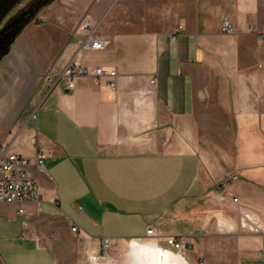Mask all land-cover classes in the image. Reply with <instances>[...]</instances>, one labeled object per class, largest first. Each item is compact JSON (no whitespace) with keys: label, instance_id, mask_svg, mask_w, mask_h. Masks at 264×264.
<instances>
[{"label":"crops","instance_id":"crops-1","mask_svg":"<svg viewBox=\"0 0 264 264\" xmlns=\"http://www.w3.org/2000/svg\"><path fill=\"white\" fill-rule=\"evenodd\" d=\"M132 1L102 13L105 0H51L12 49L29 78L8 112L27 113L0 142L27 157L43 150L46 172L33 169L40 208L0 205L1 264H102L104 237L121 254L114 264L126 259V246L146 264L148 246L169 250L168 235L190 239L180 255L188 264H264V0H171L162 28L141 27L125 5ZM87 11L103 15L98 29L109 43L81 62L116 69L115 90L89 76L68 90L62 78L32 120L35 78L50 68L57 74L73 56ZM223 15L233 35L221 32ZM152 75L157 85L144 93ZM15 78L12 90L23 83ZM234 171L226 188L237 203L222 200L217 187ZM245 212L258 220L257 232L238 227ZM149 225L162 247L147 242Z\"/></svg>","mask_w":264,"mask_h":264},{"label":"built area","instance_id":"built-area-1","mask_svg":"<svg viewBox=\"0 0 264 264\" xmlns=\"http://www.w3.org/2000/svg\"><path fill=\"white\" fill-rule=\"evenodd\" d=\"M88 15V14H86ZM99 20L90 16H85L79 21L76 31L82 35V40L76 49L73 56L58 70L57 74H52V69H48L40 81V85L35 92L36 102L34 109L31 112V119H37V111L40 108L45 97L54 88L57 82L62 79H67L66 88L71 90L75 86L77 78L82 76L92 77L94 83L98 84L100 79L106 78L108 87L112 90L116 88V69L105 66L90 67L81 62V57L87 51L104 50L108 46L109 39L99 32ZM182 27L179 26L178 30ZM222 33L233 35L236 32L235 25L230 21L228 16L223 15L220 23ZM258 37L264 39V26L259 31ZM262 67V63L258 64ZM157 85V77L152 75L149 78L148 85L144 89V93H149L155 89ZM46 153L37 149L34 156L27 157L9 148V143L6 141L0 142V205L2 203L11 204L31 202L38 205L42 196L39 189L38 181L33 173V169L37 174L46 172L45 166ZM238 172L234 171L228 177L217 184L219 195L222 200L230 198L233 203L238 202V198L228 192L226 188L227 179H236ZM23 208H18V213H22ZM238 227L257 232L259 230L258 220L250 212L242 213L237 219ZM73 232L77 231L76 225L71 227ZM157 231L152 225L146 229L147 242L159 245ZM140 239V238H139ZM141 240V239H140ZM164 247H168L172 251L184 256L185 251L191 245L190 239L186 235H168L165 236ZM113 240L111 237L103 238V248L108 251L112 248ZM162 247V246H161ZM1 264V258H0ZM198 264H204L199 261Z\"/></svg>","mask_w":264,"mask_h":264},{"label":"rangeland","instance_id":"rangeland-1","mask_svg":"<svg viewBox=\"0 0 264 264\" xmlns=\"http://www.w3.org/2000/svg\"><path fill=\"white\" fill-rule=\"evenodd\" d=\"M105 1L107 2V4L105 7H102V13H106L114 3L116 4L120 3L122 0H105ZM24 3L25 1H23L20 5L16 6L11 11L10 14H13ZM125 5L127 7V10L131 12L132 17L141 27L162 28L164 26H167L171 22V19L169 18V15H173V10H172L173 5L171 0H133L132 2L125 3ZM86 14L88 15H82L80 20H82L85 16H90L92 18L99 20V17L103 16V15H92V13L88 11L86 12ZM10 16L12 15H7L5 19H7ZM33 18L31 19V21L33 20ZM21 32L22 30L16 35L15 40L10 45L8 56L5 62L0 64V72L2 73V76H0V138L3 136L5 129L12 124L14 118H16L17 116L18 117L21 116L20 118L24 119L27 113L26 112L25 114L20 115L21 113L17 109V107L12 110L11 114H9L8 112V110H10V108L12 107V102L14 101V98L20 99L23 96V93L25 94L24 92L25 89L23 86L25 85L24 82H27V78H29V75L25 74L22 71V69H20L22 67H20L19 65L17 66L14 65L15 63H14V56L12 49L15 44L21 43L20 41H22L23 38ZM7 61H9V63L11 64V65L9 64L10 65L9 67H11L10 69L6 67L8 65L5 64L7 63ZM44 73L38 74L35 80L41 81L43 79ZM13 74L16 77L15 79L23 82L22 85L20 87H17L15 90H12L11 85L7 87L10 84L9 81L11 80ZM6 101L10 104V107L7 109L5 108L6 105H4L7 104ZM14 145L15 147H17L19 145V141H16ZM164 248L169 249L168 247H164ZM125 250H126L125 260L127 262L122 259L121 264H139L130 246H126ZM120 255H121L120 253H115V251H113L112 249L106 251L104 255L105 260L102 262V264H114L115 262V260L113 259L114 256H120Z\"/></svg>","mask_w":264,"mask_h":264},{"label":"flooded vegetation","instance_id":"flooded-vegetation-1","mask_svg":"<svg viewBox=\"0 0 264 264\" xmlns=\"http://www.w3.org/2000/svg\"><path fill=\"white\" fill-rule=\"evenodd\" d=\"M23 1H25V3L18 10H16L13 14H10L11 11L16 6L20 5ZM47 1L48 0H18V2L15 3L11 7V9L5 14L6 16L7 15H12V16L8 17L7 19H5L6 17L5 16L2 22L0 23V48L2 46H6L8 40L12 37L13 31L16 29V27L21 25L23 18L32 13L36 14V12L41 7H43L44 3Z\"/></svg>","mask_w":264,"mask_h":264},{"label":"bare ground","instance_id":"bare-ground-1","mask_svg":"<svg viewBox=\"0 0 264 264\" xmlns=\"http://www.w3.org/2000/svg\"><path fill=\"white\" fill-rule=\"evenodd\" d=\"M151 247L152 246L147 247L148 252H151L152 254H148L146 258V264H188L182 258V256H180L177 253H174L169 250H162V251L154 252ZM179 258L181 260H179ZM182 260H184L186 263Z\"/></svg>","mask_w":264,"mask_h":264},{"label":"water","instance_id":"water-1","mask_svg":"<svg viewBox=\"0 0 264 264\" xmlns=\"http://www.w3.org/2000/svg\"><path fill=\"white\" fill-rule=\"evenodd\" d=\"M18 0H0V23L2 22L3 18L6 16L5 14L11 9V7L17 3ZM38 10V8H37ZM35 14H30L27 15L26 17L23 18V21L20 26L16 27V29L12 33V37L8 40L6 46H2L0 48V59L2 56L8 53L10 45L13 43L15 40L16 35L18 32L21 30L22 25L24 23H28L32 17H34Z\"/></svg>","mask_w":264,"mask_h":264},{"label":"trees","instance_id":"trees-1","mask_svg":"<svg viewBox=\"0 0 264 264\" xmlns=\"http://www.w3.org/2000/svg\"><path fill=\"white\" fill-rule=\"evenodd\" d=\"M50 1H51V0H48L47 2L44 3V5H46V4L49 3ZM32 18H33V17H32ZM32 18H31V19H32ZM31 19H30V20H31ZM28 22H29V21H28ZM26 24H27V23H24V24L22 25L21 30L23 29V27H24ZM21 30H20V31H21ZM20 31H19V32H20ZM19 32H18V33H19Z\"/></svg>","mask_w":264,"mask_h":264}]
</instances>
